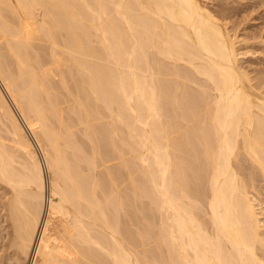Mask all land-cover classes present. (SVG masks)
<instances>
[{
  "label": "bare ground",
  "instance_id": "obj_1",
  "mask_svg": "<svg viewBox=\"0 0 264 264\" xmlns=\"http://www.w3.org/2000/svg\"><path fill=\"white\" fill-rule=\"evenodd\" d=\"M222 17L204 0H0V264H264V90Z\"/></svg>",
  "mask_w": 264,
  "mask_h": 264
},
{
  "label": "rangeland",
  "instance_id": "obj_2",
  "mask_svg": "<svg viewBox=\"0 0 264 264\" xmlns=\"http://www.w3.org/2000/svg\"><path fill=\"white\" fill-rule=\"evenodd\" d=\"M202 2H203V0H202ZM204 4L206 5V7L209 9L210 8V10L211 11H214L215 13H221V14H224V16L225 17H222V18H224V22H226L227 24H229L228 25V27H229V29H230V33L232 34V35H237L236 36V38L238 39V44L240 45V48H239V52H240V56H239V59H240V65H241V67L244 69V70H246L248 73H249V75H250V77L253 79V83L254 84H256V85H260V88L262 89V90H264V86H262V85H264V0H204ZM224 9V10H223ZM218 16V15H217ZM227 16V17H226ZM236 27V28H235ZM238 27V28H237ZM233 29V30H232ZM235 36H233V37H235ZM237 44V45H238ZM239 47V46H238ZM260 81V82H259ZM261 83V84H260ZM0 87H1V89H3L2 91L5 93V95H7L6 94V92H5V89H4V87H3V85L1 84V82H0ZM7 97V99H8V101H11L10 100V98H8V96H6ZM10 104L12 105V107L14 108V110L16 111V109H15V107H14V105H13V103L12 102H10ZM16 113H17V111H16ZM18 114V113H17ZM18 118H19V120L21 121V124L24 126V128H25V130H26V132L28 133V135H30V137L32 138V141L33 140H35V139H33L34 138V136H33V134H32V132L30 131V129L28 128V126H27V124H24L25 123V120L23 119V118H21V116H18ZM23 121H24V123H23ZM27 127V128H26ZM3 133V132H2ZM80 132H78L77 133V136L80 138V139H82L81 137L83 136V135H81V136H79L78 134H79ZM4 135H5V133H3ZM82 134V133H81ZM32 135V136H31ZM86 137L85 136H83V139L81 140V141H83L82 142V145H83V148L84 149H87L88 151H85V152H88V154H91L92 152V150L90 149L91 148V146L89 145V143L88 142H86L87 140L85 139ZM34 142V141H33ZM44 143H45V141H44ZM84 143V144H83ZM87 143H88V145H87ZM84 145H86V146H84ZM34 146H35V148H36V150L38 151H36L37 153H38V155L41 153V149L40 148H38L39 146L34 142ZM39 149H40V151H39ZM89 150H91V151H89ZM117 152V151H116ZM115 152V154L117 155V157H116V159L115 160H112V161H108V163L107 164H105V165H112V164H114V166H115V169L116 170H118V167L117 166H120V164L118 165L117 163L119 162V163H121V160H119L118 158L120 157V154L119 153H116ZM42 154V153H41ZM40 154V155H41ZM114 154V155H115ZM39 155V156H40ZM115 155V156H116ZM100 161H101V159H99ZM99 160H98V162H99ZM116 161V162H115ZM102 162V161H101ZM101 162H99L98 164H100ZM115 164H117V165H115ZM246 164V163H245ZM81 165H84V164H81ZM246 165H248V164H246ZM113 166V167H114ZM121 167V166H120ZM105 168V166L101 163L100 164V166H98V168H97V172H99L100 170H102V171H100V174L101 175H105L106 177H107V170H106V168ZM123 168V167H122ZM106 171H104V170ZM133 169V168H132ZM119 170H120V168H119ZM118 170V172H120ZM124 171H125V169H123V173L122 174H124ZM133 171V170H132ZM105 172V173H104ZM115 172H117V171H115ZM103 173V174H102ZM99 174V173H98ZM121 174V173H120ZM121 174V175H122ZM126 174V173H125ZM124 174V175H125ZM100 175V176H101ZM116 175H119V174H116ZM124 175H122V178H120V179H122L123 180V177H124ZM133 175H134V171H133ZM105 176H103L105 179V181H107L108 179L105 177ZM134 176H137L136 174L134 175ZM118 177V176H117ZM120 177V176H119ZM118 177V178H119ZM259 179H257V181H256V185H257V187H258V192H257V197H258V199H259V197H260V199L262 200V204H264V181H263V179L261 178V177H258ZM261 178V179H260ZM107 179V180H106ZM117 179V178H116ZM120 179H117L116 181H117V183H116V185H117V187L119 186L120 188L121 187H123V183H125V182H122L121 183V181L120 182H118ZM203 179H206V177H202L201 179H198V180H196V181H194V183H193V181L191 180V181H189V183L190 184H192L193 185V187H197V186H199L198 188H200L201 189V185H202V183L204 184V185H202V188H203V186L207 189V185H206V181L204 180V181H201V180H203ZM124 181V180H123ZM201 181V182H200ZM118 183H121L122 185H118ZM127 183V182H126ZM199 183L201 184V185H199ZM107 185H108V181H107V183H106ZM198 184V185H197ZM195 185V186H194ZM125 186H126V184L124 185V188H125ZM116 187V186H115ZM116 187V190L117 191H120L121 189L118 187L117 188ZM263 187V188H262ZM107 188V187H106ZM105 188V189H106ZM123 188V189H124ZM118 189H120V190H118ZM123 189L121 190V192H123ZM126 189V188H125ZM124 189V190H125ZM204 189V188H203ZM203 189H202V191H203ZM206 189H204V191H207ZM127 190V189H126ZM126 190H125V192H126ZM0 191H2V192H0V200L2 201V199L4 198V196H5V193H3L4 191L6 192V191H10V189H9V187H7V185L6 184H4V183H2L1 181H0ZM100 191H102V190H100ZM99 191V192H100ZM104 192V191H103ZM130 192V191H129ZM3 196H2V195ZM99 194H102L101 192L99 193ZM122 194H124V193H121V195ZM126 194V193H125ZM124 194V195H125ZM124 195H122V196H124ZM2 196V197H1ZM101 196V195H100ZM102 197V196H101ZM125 197V196H124ZM144 200V202H148V200L146 201L145 199H143ZM142 200V201H143ZM0 201V248L2 247V242H4L5 241V239L3 238L2 239V235L4 236L5 234H6V229H5V226H6V222H4V217H3V215H4V211H3V207H2V202ZM140 202V201H139ZM132 204V203H131ZM132 206V205H131ZM131 206L129 207V209L131 208ZM135 206H140V204H136ZM135 206H132V208H134ZM145 206H147L148 207V204H146ZM141 207V206H140ZM143 207V206H142ZM263 207H264V205H263ZM139 209V208H138ZM138 209H134V210H132L131 209V212H132V217H133V214H135L134 212H139L140 211V209L138 210ZM148 210V211H147ZM146 211H147V216H148V218H149V220L148 221H150V224H149V222H148V224L149 225H152V223L155 221V219H156V221H157V219H158V214H156L155 213V211H152V210H149V209H147ZM134 211V212H133ZM145 211V212H146ZM149 211H151V213H149ZM138 212L136 213V215L138 214ZM153 212V213H152ZM263 212H264V208H263ZM262 212V214L260 215V217H261V219H262V222H264V213ZM141 213V212H140ZM151 214V215H150ZM156 214V215H155ZM137 216H140V215H137ZM155 217V218H153V217ZM135 217V216H134ZM134 217H133V219L132 220H134ZM141 217H143V215L141 214ZM141 217H140V219H137V220H139L140 222H141ZM124 218L125 217H123L122 219L124 220ZM152 218L154 219V221L152 220ZM209 219V218H208ZM137 220H135V221H137ZM207 220V219H206ZM153 221V222H152ZM155 221V222H156ZM139 222V223H140ZM152 222V223H151ZM133 223H135V225H140L139 223H137V222H133ZM137 223V224H136ZM134 225V224H133ZM154 226V223H153V225L152 226H150V228L151 227H153ZM154 228V227H153ZM132 229L134 230V235L135 234H137L136 233V227L135 226H132ZM132 230V231H133ZM152 231V232H151ZM154 231H155V228L154 229H150V232H151V234L152 233H154ZM149 235L150 237L152 236V235ZM136 236V235H135ZM153 236H154V234H153ZM149 239V238H148ZM151 239H153V240H148L149 242H151V243H149L148 242V245L149 244H151V245H149V249L151 250V249H153V248H159L158 246L159 245H155L154 243H157L156 242V240L157 239H155V237L153 238H151ZM4 240V241H3ZM152 241H154V242H152ZM155 246H154V245ZM152 245L154 246L153 248H152ZM154 250V249H153ZM152 250V251H153ZM160 250V251H159ZM148 252L149 254H150V256H151V254H153V256L155 255L156 256V254H154V253H158L157 252V250H156V252ZM158 251L161 253V249L159 248L158 249ZM0 254L2 255V254H4V252H3V249H2V251H1V249H0ZM3 252V253H2ZM159 253V254H160ZM158 254V255H159ZM0 255V260H1V258H2V256ZM16 264H19V263H17L16 262Z\"/></svg>",
  "mask_w": 264,
  "mask_h": 264
}]
</instances>
